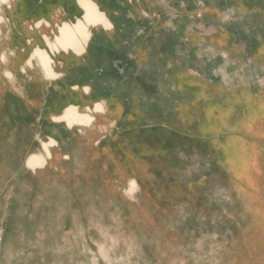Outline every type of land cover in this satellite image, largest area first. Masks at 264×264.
<instances>
[{
  "label": "rangeland",
  "instance_id": "rangeland-1",
  "mask_svg": "<svg viewBox=\"0 0 264 264\" xmlns=\"http://www.w3.org/2000/svg\"><path fill=\"white\" fill-rule=\"evenodd\" d=\"M94 1L114 29L66 63V108L89 85L123 110L34 121L33 153L60 147L1 186L0 264H264V0Z\"/></svg>",
  "mask_w": 264,
  "mask_h": 264
},
{
  "label": "crops",
  "instance_id": "crops-1",
  "mask_svg": "<svg viewBox=\"0 0 264 264\" xmlns=\"http://www.w3.org/2000/svg\"><path fill=\"white\" fill-rule=\"evenodd\" d=\"M80 1L82 2V0H70L69 2L71 8L75 10L78 5L83 12L82 17L77 18L75 22L66 20L67 15L58 12L57 9L54 10L53 17L44 16L42 9L45 7V2L43 0L0 1V189L2 185L10 184L17 179L19 168H25L27 172L31 170L35 174L44 172L49 166V160L52 159L53 149L60 147V142L51 137L49 141H42L41 152L33 153L35 120H52L55 124H66L69 129L76 126L90 129L96 120V115L104 117L107 113L119 114L123 110L121 105H112L111 101L95 102V99L91 97L93 90L89 85H73L72 90L69 88L68 95L73 103L85 105L91 102L94 107L88 108V111L84 113L76 104L66 108V87L62 80L66 76V63L70 62L71 58H80L86 54L93 39L94 30L102 28L108 32L114 29L113 22L101 11L94 0L85 1L90 2L91 6H96L89 10L94 9L95 17L100 13V16L96 17L99 19L97 20L91 11L89 14L93 18H90L88 13L89 18H87L91 22H95V19L98 22L86 21L85 7L90 4L85 2L86 6H84ZM40 13L39 18L37 15ZM78 22L86 28L84 31H80L79 27L75 28ZM66 25L69 29L65 30ZM62 28L66 31H64L65 34L63 32L64 36L68 34L76 36L78 40L75 43L76 46H71V40L73 38L75 40V37L72 39L70 37V40L68 38V41H64V43L70 41V44L67 43L69 46L65 43L66 48L62 42L63 45L58 50L60 44L57 41L60 42L59 40L63 39V36H60ZM74 28L85 35L78 34ZM55 32L57 33L54 35ZM59 36L62 39H59ZM37 50L47 55L41 57L44 59H41L42 64L40 59L35 57ZM47 57L50 60L48 62ZM45 61L49 65L45 63L44 66ZM46 64L49 69L46 68ZM75 111L77 115L79 114V118ZM73 113L76 117L72 116ZM67 115L70 117L66 118ZM80 115L83 117L87 115L85 118L88 119L83 118L86 120L83 123ZM71 119L76 121L73 122ZM40 155L44 158V163L38 162L34 167L30 165L32 159ZM130 184L137 190L139 189L135 180H132Z\"/></svg>",
  "mask_w": 264,
  "mask_h": 264
},
{
  "label": "bare ground",
  "instance_id": "bare-ground-1",
  "mask_svg": "<svg viewBox=\"0 0 264 264\" xmlns=\"http://www.w3.org/2000/svg\"><path fill=\"white\" fill-rule=\"evenodd\" d=\"M0 1H3V0H0ZM5 1H9V0H4V2H5ZM80 2H81V1H80ZM82 2H83V3H82ZM82 2H81V3L84 4V6H86L87 3L90 4V2H86L85 0H84V1L82 0ZM85 2H86V4H85ZM82 6H83V5H82ZM84 6H83V7H84ZM91 7L94 8V7H96V6H91V4H90L89 6L87 5V6L85 7V9L87 10L86 15L84 16V18H86V19H85L86 21H87L88 18L91 16V15L89 14V12L91 11V10H89V9H90ZM88 10H89V11H88ZM92 11H93V12H92ZM92 11H91V14H93V16L95 17L96 12L94 13V9H93ZM87 13L89 14V17H88V15H87ZM98 15L100 16V13H98L97 16H98ZM93 16L90 17V18H93ZM97 16H96V17H97ZM87 17H88V18H87ZM96 17H95V18H96ZM95 18H94V19H95ZM96 19H97V18H96ZM96 19H95V22L97 23L98 21H96ZM98 19H99V17H98ZM98 19H97V20H98ZM103 19H104V18H103ZM89 20H90V19H89ZM89 20H88V22L90 23L91 21H89ZM102 21H103V20H102ZM95 22H91V23H95ZM107 22H108V21H107ZM80 23H81V22H80ZM80 23L78 22L77 25H76L77 27H75V28L78 29V27H79V30H80V31H81V30L84 31V29H86V28H84L83 25H80ZM86 24H87V22H86ZM92 25H93V24H92ZM80 26H81V29H80ZM109 26H110V24H109ZM109 26H107V27H109ZM82 27H83V28H82ZM75 28H74V30H75V32H76L77 29H75ZM64 29H65V30H66V29H69V26L67 27V25H66V27H65ZM70 29H71V28H70ZM65 30H63V28H62V30H60V33H61V31H62V33L60 34V36H61V37L63 36V39H65V40H63L60 36H59V39H62V41L59 40L58 38H56V40H59V41H60V42L57 41V43L60 44V46L58 47V50L60 49L61 45L64 44V46H65V43H66V42L64 43V41H66L68 38H69V40H70V37H71V39H72L73 37H75V40H74V38H73V40H71L73 44L69 41V42L71 43V46H72V45L76 46L75 43H76V41H78L75 35L73 36V35L71 34V36H69L70 34H68V33H67V34H68L69 37H68L67 35H65V36H67V38H65V36L63 35V32H64ZM69 31H71V30H69ZM72 31H73V30H72ZM65 32H66V31H65ZM65 32H64V34H65ZM70 33H71V32H70ZM77 33H78V34H81V35H83V34L85 35V33H83V32H82L83 34L80 33V32H78V31H77ZM74 34H75V33H74ZM81 35H80V36H81ZM81 37H82V36H81ZM86 39H87V38H86ZM67 41H68V40H67ZM73 41H75V42H73ZM54 42H55V41H54ZM62 42H63V44H62ZM69 42H67V43H69ZM67 43H66V45H67ZM70 43H69V44H70ZM51 44H52V43H51ZM69 44H68L67 46H69ZM48 45H49V47L51 46L49 43H48ZM67 46H65V47L67 48ZM54 47H55V46H54ZM43 53H44V52H43ZM44 54H45V53H44ZM44 54H42V52H41L40 50H37V51L35 52V57L38 58V59H40V62H41V59H43V58H41V57H46V56H47V55H44ZM41 55H42V56H41ZM43 55H44V56H43ZM36 58H35V59H36ZM43 60H44V59H43ZM45 60H46V59H45ZM48 61H50V60H49V58L47 57V62H48ZM47 62L45 61L43 65L45 66V63H47ZM41 64H42V62H41ZM47 64H48V63H47ZM47 64H46V68L49 69V67H48L49 64H48V65H47ZM44 66H42V67H44ZM46 68H45V69H46ZM49 73H50V72H49ZM51 75H52V74H50V76H51ZM48 77H49V76H48ZM53 77H55V76H53ZM53 77H52V78H53ZM49 78H51V77H49ZM99 110H100V109H99ZM71 111H72V110H71ZM71 113H72V112H71ZM75 113H76V111H75ZM76 115H77V113H76ZM76 115L74 116V113L72 114L73 117H76ZM77 116H78V118H79V114H78ZM85 116H87V115H85ZM85 116L83 117V115H82V116L80 115V117H82V119H83V118H84V119H88V118H85ZM67 117H70V116L67 115L66 118H67ZM71 118H72V117H71ZM89 118H91V117H89ZM74 119H76V118H74ZM80 119H81V118H80ZM80 119H79V120H80ZM82 119H81V121H83V123H84V121H86V120H84V119L82 120ZM68 120H69V119H68ZM71 120H72V119H71ZM76 120H77V119H76ZM76 120H74V121L72 120V121L75 122ZM89 120H92V119H89ZM89 120H87V121L89 122ZM88 122H87V123H88ZM80 123H82V122H80ZM70 125H72V124H70ZM44 145H45V144H44ZM46 145H47V144H46ZM45 147H46V146H45ZM47 152H48V151H47ZM33 157H34V156H33ZM36 161H37V162H36ZM38 162H39L40 164H41V162L44 163V158H43L41 155H40V156H35V157L32 159V161L30 162V165H32V166L34 167L35 165H37L36 163H38ZM40 164H39V166H40ZM131 182H132V181H131ZM133 184H135V183L133 182Z\"/></svg>",
  "mask_w": 264,
  "mask_h": 264
}]
</instances>
